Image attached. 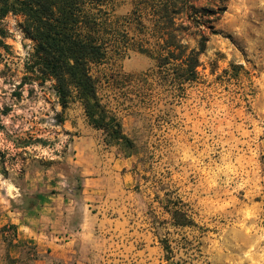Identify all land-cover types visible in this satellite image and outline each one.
Wrapping results in <instances>:
<instances>
[{
  "label": "rangeland",
  "instance_id": "obj_1",
  "mask_svg": "<svg viewBox=\"0 0 264 264\" xmlns=\"http://www.w3.org/2000/svg\"><path fill=\"white\" fill-rule=\"evenodd\" d=\"M144 2L109 0L108 9L140 11L152 55L110 53L91 67L99 100L131 148L106 144L74 95L61 110L53 83L26 70L33 44L19 17H5L0 108L10 109L0 118L7 174L0 181L25 194L32 166L34 178L44 174L55 193L68 188L73 200L55 203L64 216L51 248L17 245L11 229L0 232V264H168L164 243L171 260L185 264H264V0L226 1L219 19L200 28L207 42L195 80L179 88L158 67L153 11ZM136 29L128 28L134 41L143 38ZM198 32L189 25L177 35L193 48ZM76 137L85 140L79 163ZM15 139L29 145L15 148ZM4 193L0 184V210L21 205ZM173 209L191 225L175 226Z\"/></svg>",
  "mask_w": 264,
  "mask_h": 264
},
{
  "label": "trees",
  "instance_id": "obj_2",
  "mask_svg": "<svg viewBox=\"0 0 264 264\" xmlns=\"http://www.w3.org/2000/svg\"><path fill=\"white\" fill-rule=\"evenodd\" d=\"M146 7L153 11L155 29L152 37L160 50L156 55L158 67L170 78V83L181 87L196 78L199 56L204 52L207 38L200 28L219 19L225 11L227 0H215L207 7L195 5L197 0H144ZM109 0H0V47H5L3 39L7 30L3 25L6 16H18L19 28L24 37L33 44L26 70L35 76L40 84L51 81L61 110L67 108L74 95L81 104L89 125L104 133L106 144L114 143L131 148V141L121 132V126L113 114H108L97 95V83L91 75V67L106 60L108 54H124L127 50L152 55L146 48L148 30L142 23V14L132 11L129 15L115 16L108 9ZM184 20L188 26L177 24ZM134 24L142 35L137 41L128 34ZM198 28V39L193 48L183 43L177 33ZM16 96V94H13ZM19 96V94H18ZM9 106L0 108V118L6 116ZM1 122V120H0ZM59 122H62L59 119ZM0 127H2L0 125ZM37 143L44 140L35 139ZM29 143L14 140L15 148H25ZM0 175L6 178L3 157H0ZM72 193V190H71ZM75 195V194H74ZM36 195L23 199L27 206L35 203ZM172 221L175 226L186 227L191 220L186 214L173 209ZM11 229L13 225L3 226ZM168 264H185L172 261L168 254L171 250L163 244Z\"/></svg>",
  "mask_w": 264,
  "mask_h": 264
},
{
  "label": "crops",
  "instance_id": "obj_3",
  "mask_svg": "<svg viewBox=\"0 0 264 264\" xmlns=\"http://www.w3.org/2000/svg\"><path fill=\"white\" fill-rule=\"evenodd\" d=\"M84 142L85 140L82 137H76L73 141V148L76 151L74 156H80L74 160L75 163H79V159L84 154L81 147ZM78 165L77 167H79ZM31 170L32 166L23 175L21 185V191L23 192L21 193L25 194L14 193L19 188L12 184L9 186L5 179L0 181L1 187L6 191L4 197L7 198V202H14L15 198L19 197V203L21 204L17 207L2 208L0 210V226L13 225L15 227V243L17 245L32 244L38 250L45 244L48 248H51L54 240H60L58 236L60 231H57V227L64 216L62 208L55 203H58V201L71 202L73 197H71L68 188L55 193L56 188L51 187L50 183L52 182L50 180L43 178L44 174L41 173V177L34 178L35 176H33ZM25 195H36L35 203L29 206L24 204ZM13 247L16 246L13 245Z\"/></svg>",
  "mask_w": 264,
  "mask_h": 264
}]
</instances>
